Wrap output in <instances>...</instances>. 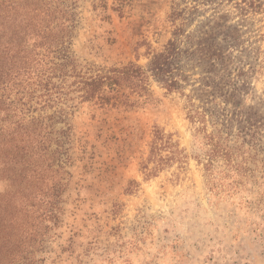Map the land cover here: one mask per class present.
Instances as JSON below:
<instances>
[{
  "label": "rangeland",
  "instance_id": "374dc122",
  "mask_svg": "<svg viewBox=\"0 0 264 264\" xmlns=\"http://www.w3.org/2000/svg\"><path fill=\"white\" fill-rule=\"evenodd\" d=\"M250 2L130 0L121 15L113 0L78 3L71 50L82 66H146L177 30L193 54L183 58L184 95L151 81L135 108L74 103L70 177L38 264H264V0ZM190 104L203 123L189 120ZM155 127L190 159L147 179ZM209 135L230 156L206 172ZM131 182L139 187L128 193ZM24 186L0 175V195L15 196L0 209L27 196Z\"/></svg>",
  "mask_w": 264,
  "mask_h": 264
},
{
  "label": "trees",
  "instance_id": "16d2710c",
  "mask_svg": "<svg viewBox=\"0 0 264 264\" xmlns=\"http://www.w3.org/2000/svg\"><path fill=\"white\" fill-rule=\"evenodd\" d=\"M80 1L0 0V175L25 184L27 194L11 202L9 210L0 209V263L38 264L44 240L59 221L60 196L68 183L63 177H70L64 170L70 162L67 116L75 102L135 108L149 93L151 81L168 94L184 91L183 58L193 52L188 51L187 37L180 40L181 30L163 49L149 54L146 66L132 61L109 68L79 64L71 47ZM129 1L113 0L114 11L121 15ZM250 1L251 8H260L259 0ZM177 7L176 2L173 20L183 12ZM193 107L190 104L189 120L203 123V114ZM173 137L155 127L141 167L147 179L175 164L178 170L187 166L190 157ZM220 139L202 138L206 172L218 157L230 156ZM130 185L134 188L128 193L139 187L136 182ZM11 194L0 195V201L15 197Z\"/></svg>",
  "mask_w": 264,
  "mask_h": 264
}]
</instances>
